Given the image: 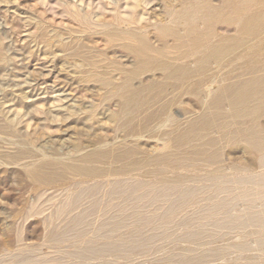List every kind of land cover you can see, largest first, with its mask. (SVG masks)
Here are the masks:
<instances>
[{
  "label": "bare ground",
  "instance_id": "obj_1",
  "mask_svg": "<svg viewBox=\"0 0 264 264\" xmlns=\"http://www.w3.org/2000/svg\"><path fill=\"white\" fill-rule=\"evenodd\" d=\"M144 3L145 6L154 5L153 0H144ZM158 4L163 5L164 13H162L165 17L163 21L159 20L158 23H150L146 17L147 13L140 11L135 17L132 16L131 20L134 27L130 30L124 29L122 31L110 26H104L103 29H100L103 35L112 43H110L111 45L114 44L115 47L125 53L129 63L128 66H124L115 59L110 61L107 59V64L103 68L88 61L91 67L90 71L91 69L93 70L92 74L89 72V75L93 77V83L103 90V103H112L114 107V110L108 111L107 114L103 112L97 113L100 120L104 116L108 122L112 123L109 130L102 136L103 138L98 135L102 127L100 120L90 122L87 117L78 119V115L87 114L90 111L91 113L96 112L97 108L79 106L76 111L72 112L74 114L72 122L75 125L81 124L85 130L92 132L95 137L93 141L90 140V143H85V141L78 143L71 147L69 151L56 152L55 159H48L45 155H40L38 154L39 152L37 153V151L29 147H24L18 139H12V141L10 140L11 147H7L11 148L10 152L0 156V166H14L23 177L25 184L32 187L53 186L57 183L66 184V182H72L73 190L70 188L72 191H69L71 194L69 197L67 196V201L60 210L55 211V215L59 213V216L68 209L74 212L76 208H70L74 207L82 198L90 197L96 193H99L97 195L100 197L101 185L104 181L107 182L103 192L106 205H103L106 207L104 214L108 212L110 216L109 219H103L104 215L101 217L104 221L98 224L95 223L98 225L96 230L102 232L106 229V234L113 232L120 224L117 223V217H126V215L129 217L131 210L128 211L123 204L128 202L127 200H131L132 195L151 194L154 190L157 195L169 197V199H166L168 211L172 210L175 205L186 208L190 205L199 206L207 202V205L202 204V206L197 207L196 213H203L201 215L205 214V216L207 215V217L209 216V218L211 217L214 220L218 217L220 222L216 225L214 224L215 227L224 226V228H229L230 231V228L240 227L239 229H241L246 224H254L255 226L258 225V227L253 228L259 229L264 226V0H165ZM148 23L152 25L148 26ZM149 28L153 30L152 33L149 32ZM77 45L78 43H76ZM72 55L82 58V60L86 58L80 53L78 48L72 51ZM102 57H105V55L103 54ZM103 60H106V58ZM57 101L64 102L65 97L60 94ZM184 105L190 106L191 110L184 111ZM66 111L65 107L59 106L47 112L48 116L45 115V117H50L49 114H60ZM179 111H183L181 117ZM63 116V121L69 119V117H65V114ZM7 129L0 124V132L11 134ZM146 134L147 136L150 135L149 140L161 146L162 149L159 152L147 153L141 149L139 142ZM7 151L9 150L7 149ZM227 152L229 154L231 152L241 154L247 160L249 169L232 165L227 161ZM132 176H134V179L137 177L141 181L145 179V181L147 179L153 180L157 187L152 188L150 185H146L148 182L145 184V182L138 180L132 183ZM92 180L96 184L86 185L88 184L86 183L87 181ZM95 197L97 196L95 195ZM145 200H142V203ZM78 204L80 205V203ZM87 204V207L83 206V209L78 211L76 209L72 216L68 215L67 211L66 220L63 218L65 222L62 221L63 223H60L62 225L66 223L63 227H54L48 224V227L44 229L43 242L50 244L49 247H52V245L55 247L58 245L59 247L61 244H69V230H74L76 233L79 232L78 234H81L82 232L80 233V231L85 228V220H92L86 217L97 208L94 199ZM156 204L158 203L156 202ZM238 204H242V209L250 212L248 216H245L246 218L241 219L243 215L237 216V213L235 215L234 212L238 211L236 210L237 207L239 208ZM153 205L151 206L152 208L147 209L148 211L146 210L147 214L150 209H153ZM155 205L154 207H156ZM160 208L162 211V207ZM191 208H188L189 211ZM256 209L258 210L257 212L255 211ZM165 210L167 209L165 208ZM180 211L182 212L183 209H180ZM185 213L182 212L180 217ZM143 215L145 216V213ZM166 215L168 214L166 213ZM94 216L92 215V218L96 217ZM157 216L159 217L158 214L155 217ZM48 217L50 216L48 215ZM61 217H59L60 221L63 220ZM143 217L140 216L139 218L142 219ZM178 219L176 218V220ZM153 220L155 219L153 218ZM176 220L174 219V222ZM161 222L163 221L161 220ZM124 223H127V221ZM155 223H157L156 220ZM195 223L197 224L196 221ZM91 224H93L92 221ZM139 224L140 230L145 229L143 228L145 225L141 226V223ZM152 224L154 225V222ZM172 224L174 223L172 222ZM196 224L195 230L199 229ZM129 226L127 225V227ZM147 226L149 224H146V228ZM177 227V230L181 228ZM134 228L136 229V227ZM157 228L159 229V227ZM186 228L190 229L188 225ZM248 229L250 228L248 227ZM96 230H93L95 234L97 233ZM244 230L247 231L245 228ZM124 231L121 230L120 232L123 234ZM204 231L199 230L198 232L204 233ZM238 231L240 232L241 230ZM138 232L140 231L137 230L134 235H137ZM188 233L190 234L191 231ZM261 233L264 232L261 231ZM164 234L166 235V233ZM187 234L183 236H188ZM211 234L213 235V233ZM244 234L242 237L246 241L247 238ZM131 235L128 236L130 237ZM156 235L154 238H156ZM193 235H195V232ZM230 235L227 234V238ZM258 235L262 234L259 232L257 237ZM76 236L74 235L73 237L75 238ZM78 236L80 237L81 235ZM115 236L117 235L115 234ZM119 236L117 237L119 238ZM95 237L96 235L93 238L95 239ZM107 237L105 236L106 241H103L106 243L98 249L100 253L116 248L114 243L118 242V239L116 238L113 242L112 240L110 241L109 236ZM123 237L127 238L125 240L129 239L126 235ZM142 237H144V234ZM198 237L202 236L198 235ZM239 237L237 240L240 241L242 237ZM257 237L254 239H257L258 243L264 246V236L260 239ZM133 238L135 236L133 237L132 235L131 240H135ZM187 238L190 240L193 238L194 240L193 236ZM229 238L232 239V237ZM76 239L78 241V238ZM98 239L100 238L98 237ZM144 239L143 241H145ZM151 239L153 240V237ZM222 239L224 238L222 237ZM91 241L86 242V244L89 246L94 244L92 243L94 241ZM153 242L151 248L156 249ZM156 242L158 243L157 240ZM248 242L243 243L246 244L243 248L250 244ZM127 243L132 245V243ZM173 243L172 241L170 244H176ZM146 244L150 245V243ZM149 245L146 247H149ZM238 247L242 248L241 246ZM236 248L234 249L236 250ZM145 249L147 250L148 248ZM150 249L149 251L151 252L152 249ZM254 250H257V248ZM74 251L82 253L79 249ZM91 253L94 252L90 251ZM59 254L61 253L59 252ZM115 254L117 252L113 255L115 256ZM209 254L211 255V253ZM241 254L243 253L241 252ZM118 255H121V253H118ZM186 256L190 257L187 254ZM76 257L79 258L80 256ZM94 257L93 255L92 258H89L93 259ZM23 258L19 261L21 264ZM204 258L206 259V257ZM53 259L51 260L52 262L55 260ZM99 259L102 261L101 258ZM195 259L199 260V258ZM58 261L62 262L58 259L55 262ZM101 261H98V263L102 264ZM19 262L16 263L19 264ZM193 262L190 261V263Z\"/></svg>",
  "mask_w": 264,
  "mask_h": 264
},
{
  "label": "rangeland",
  "instance_id": "obj_2",
  "mask_svg": "<svg viewBox=\"0 0 264 264\" xmlns=\"http://www.w3.org/2000/svg\"><path fill=\"white\" fill-rule=\"evenodd\" d=\"M163 1L153 0L154 5L145 6L144 0H0V124L4 128H8L7 130H9V132L11 133L6 134L5 132H0V156L6 155L8 152H10L11 148L7 147H11L12 139H18L19 141H21L24 147H29L34 151H37V153L39 152L38 154L45 155V157H47L48 159H55L56 152L58 151L62 152L64 150L63 152H66L78 143L84 141L85 143H90L91 141H93L95 137L92 132L85 130L81 124L75 125L72 122L74 117V114H72V112L74 110L76 111L79 106H93L97 108L96 112L91 113L90 111V113L87 114H80L78 115V119L87 117V119H89L88 121L96 122L100 120L97 116V113L103 112L107 114L108 111L114 110V107L112 103H103V90L98 88L93 83V77L89 75V72L90 74H92L93 70L91 69L90 71L91 67L89 66L90 63H88V61H90L91 64L94 63L102 66L103 68H105L108 60L110 61L114 59L124 66L129 65L125 53H123L119 48L115 47L114 44L111 45L112 43L108 40L107 37H105V35H103L100 29H103L104 26H110L112 28H118L122 31H124V29L130 30L132 29V27H134V24L132 25L131 20L132 16L135 17V15L140 11L147 13L148 16L146 15V17L149 19L150 23H158L159 20L163 21L165 18L163 14L164 9L162 8L163 5L158 4L162 3ZM150 25L152 24H149L148 26ZM148 30L151 33L153 32L151 28H149ZM76 43H78L77 46ZM154 43L156 42L154 41ZM76 48H78L80 53L84 57H86L85 60L72 55V51ZM101 54H104L105 57H102ZM104 58H106V60H103ZM60 94L65 97L64 102L57 101L58 95ZM59 106L65 107L67 111L60 114H49L50 117H47V112L52 111L53 108ZM183 110L190 111L191 108L188 105H184ZM179 112L181 113H179L181 117L183 115V111ZM63 114L66 115L65 117H69V119L63 121ZM45 115L47 116L45 117ZM100 124L102 127L98 135L99 137L103 138L102 136H104L105 133L109 130L112 123L108 122L107 118L102 116ZM148 138L150 139V135L147 136L146 134L143 136V139L140 140L139 143L141 149L147 153H152L154 151L159 152L162 149L161 146L156 145L154 141L149 140ZM7 149L9 151H7ZM228 154L229 152L226 153V158H228L227 161H229L232 165L249 169V167H247V160L244 159L241 154L233 152H231L229 155ZM132 177V183H135V180L136 182L138 180L140 182H145V184L146 182H148L146 185H150V187L152 188L157 187V184L155 185L153 180L147 179V181H145V179L144 181H141L136 176L135 179L134 176ZM104 182L103 184L101 183L102 185L100 190L102 191L100 193L101 196L99 195L100 197H98L97 195L99 193H96L95 195L97 197H95V195H91L90 197L82 198L80 201H78L80 205L77 203L74 207L70 208H76L77 210H75L78 211L80 209H83L84 207H87V203H89L90 200L94 199L95 206L97 208H95V210L86 217L87 219H92L91 221L93 224H91L90 220H85V231H80V233L82 232L81 234H78L79 232L76 233V231L74 230H69V233H71L70 235L68 233V236L70 238L69 244H61L63 246L62 248L61 245L59 246L60 248L58 247V245H56L57 248L53 245L52 247H49L50 244L43 242V234L45 233L44 229L48 227V224L49 226L63 227L66 223H64L63 225L60 223L62 221L65 222L67 218V211L68 215L70 216L74 215V213L76 212L75 210L73 212L72 210L70 211L68 209L66 212L64 211V213H61V216L63 217L59 216V213L58 215H55V211H57L58 209L60 210V208L64 206L67 198L71 194L70 192L73 190V185L71 184L72 182L70 183L69 181L66 182V184L57 183L55 184L56 186L53 185L32 187L25 184L23 177L17 172V168H15L14 166L1 165L0 264H9L11 262H13L11 264H15L16 262H19L23 257L24 258L22 260V264H57L59 262H55L57 261V259L62 261L59 262L60 264H100L98 263V261H101L99 258L102 259V264H264V246L261 243H258L257 239H254L257 237V234H259V232L262 235H258L257 238L260 239L262 236H264V233H261V231L264 232V226H261L262 228H259L261 231L256 228V231H254L255 229L253 227H258V225L255 226L254 224H246L241 229H239L240 227L230 228V231L229 228H224V226L215 227V225L220 222L218 217H216L217 219L215 218L216 220H214L211 217L209 218V216L207 217V215L205 216V214L201 215L203 213H196V208L202 206V204H206L207 202H204L199 206H187V209L185 207L181 208L180 206L175 205V208L173 207L170 212L168 211V203L166 200L169 199V197L167 198V196L157 195L155 190L151 194L149 193L145 195H132V199L127 200L128 202L123 204L124 207L128 209V211H132V213H130L131 211L129 212L130 218L128 217V215H126V217H117V223H120L121 226L120 224H117L118 227L113 230V232H108L109 234H106V229L102 232H98L96 230L98 225H96L95 223L98 224L104 221L101 218L104 215L105 216L103 219H109L110 216L108 215V212L106 213L107 215L104 214L106 212V210H104L106 209V201L103 197V192L107 184V182ZM86 183H88L86 184L88 186H90L91 183L92 185L96 184L94 180L89 182L87 181ZM59 187L62 188L59 189ZM64 187H66L67 190L64 189ZM70 188H72V190ZM142 200H145V202L142 203ZM162 200L166 201L163 202ZM139 201L141 203H139L140 205L138 204ZM156 202L160 205L156 204ZM153 203L154 205L156 204V207H154ZM152 205L153 209H150L147 214L146 210L152 208ZM238 205L239 208L237 207L236 209L238 211L234 212L235 209H233L234 211L232 212H234L235 215L238 214L237 216L243 215L241 217V219H243L245 216H248V213L250 212L242 209V204ZM160 207H162V211ZM190 207L192 208L189 211L188 208ZM165 208L167 210H165ZM180 209H183L182 212H186L185 214H182L183 216L181 217L180 215L182 212L180 211ZM101 210H103L101 212L103 213L102 215L101 213H99ZM51 211L56 218L51 214ZM255 211L257 212L258 210L256 209ZM168 212H170L171 214ZM240 212L242 213L240 214ZM143 213H145V216L143 215ZM153 213L155 214V216L158 214L159 217H155ZM166 213L168 215L165 216ZM187 214L188 216H186ZM48 215L50 217H48ZM92 215H95L96 217L94 216L95 218H92ZM139 215L141 217H144L141 219L139 218ZM52 216L54 217V219H52ZM171 216H173L174 218ZM59 217H61V219L64 218L65 220L63 219L60 221ZM151 217H153L157 221V223H155V220H153V218ZM161 217H163L161 220L164 223L161 222ZM176 218L179 219L176 220ZM204 218L209 219L205 220ZM133 219H135L136 221ZM163 219L167 222H165ZM174 219L176 220L175 222ZM123 221H127V223H124ZM151 221L154 222V225ZM195 221L197 222V224L195 223ZM172 222L174 224H172ZM139 223H141V226L145 225L143 228L148 229L149 227V229L140 230ZM146 224H149L147 228ZM195 224L196 226L198 225L199 229L195 230ZM127 225L131 226L127 227ZM187 225L191 230L186 228ZM177 226L181 227L179 229L180 231L177 230ZM204 226L209 228H205ZM90 227H96L94 229L91 228V231L94 234L90 231ZM134 227H136V229ZM157 227H159V229ZM167 227L168 229H166ZM183 227L186 229L184 230ZM210 227H213L214 229ZM248 227L250 229H248ZM244 228L247 229V231L244 230V232ZM215 229L217 230L215 231ZM93 230H96L97 233L95 234V231ZM121 230H125L126 234L125 231L122 234V232H120ZM137 230L140 232H138L137 235H134L136 234L135 232H137ZM199 230H205V234L202 232H198ZM238 230H241L240 232L242 233L240 234ZM143 231L145 232L143 233ZM185 231L187 233L191 231V233L187 234ZM148 232H152V236ZM174 232L176 233V235H174ZM194 232L195 235H193ZM160 233L161 235H159ZM164 233H166V235ZM168 233L172 236H170ZM211 233H213V235ZM115 234L117 236H119L120 234L121 235L118 238L117 236H115ZM127 234H132L133 237L135 236V238H133L135 240H131L132 235L129 237ZM143 234L144 237H142ZM155 234H157L159 238L157 237V235L156 238H154ZM186 234L188 236H183ZM227 234L230 235L228 236V238ZM243 234L247 238L246 241H249L248 243H250H247V246L251 245L250 247L246 246V248H243V246L246 245L243 244L246 243L245 239L242 237ZM74 235L77 236L74 238ZM78 235H81V238ZM93 235H96L95 239L93 238ZM124 235H126L129 239L125 240L127 238L123 237ZM196 235L197 237L198 235L202 237H198L197 239ZM239 235L241 236L239 237ZM105 236H109L110 241L112 240L113 242L117 238V241L121 243L119 244L118 242H115V249L100 253L98 249L101 248L104 243H106L103 242L106 241ZM192 236L194 237V240L193 238L191 240L187 238ZM98 237L100 239H98ZM140 237L142 238L140 239ZM152 237L153 240L151 239ZM222 237L224 239H222ZM229 237H232V239ZM238 237H242V239H240L239 241L237 240ZM76 238H78V241ZM144 238H147L148 241H146L147 239ZM205 238L207 239L205 240ZM143 239L145 241H143ZM150 239L151 241H149ZM158 239L161 241H159ZM91 240L94 242H92ZM156 240L158 241V243L156 242ZM89 241L94 244H91L89 246L88 244H86V242ZM172 241L177 245L175 244V246L170 244L172 243ZM127 242L132 243L133 247L131 244V246L128 245ZM144 242L145 244L150 243V245H145L143 244ZM152 242L154 243V247L156 246V249L151 248L153 246ZM161 242H163L164 244ZM133 243L136 244L134 245ZM161 244L163 245L164 249ZM254 244H256L260 248L258 249V247ZM148 245L149 247H146ZM238 246H241L242 248L240 249V247ZM144 247L148 249L146 250ZM132 248L140 249L133 250ZM150 248L152 249L151 252L149 251ZM234 248H236L237 251ZM255 248H257V250H254ZM78 249L82 251V253H84L82 254L79 251H74ZM113 250L117 252L115 256L113 254L116 252ZM90 251L94 253L90 254ZM59 252L61 254H59ZM152 252L157 253H154L153 255ZM241 252L243 254H241ZM118 253H121V255H118ZM209 253H211V255ZM56 254H58L59 256ZM186 254L190 257L186 256ZM61 255L65 257H62ZM75 255L80 256V259ZM93 255L95 256L93 258L94 260L90 259L93 257ZM112 255L117 258H114ZM133 255L135 256L133 257ZM118 256H120L121 258ZM37 257L40 259H38ZM67 257L70 259H68ZM204 257H206V259ZM107 258L109 261L107 260ZM195 258H199V260L201 261ZM52 259L54 260L53 262L51 261ZM81 259H83L84 261ZM190 261L194 262L190 263ZM19 264L21 263L19 262Z\"/></svg>",
  "mask_w": 264,
  "mask_h": 264
}]
</instances>
